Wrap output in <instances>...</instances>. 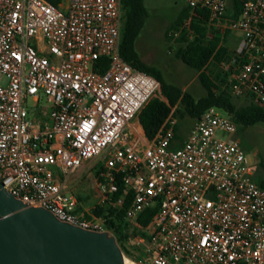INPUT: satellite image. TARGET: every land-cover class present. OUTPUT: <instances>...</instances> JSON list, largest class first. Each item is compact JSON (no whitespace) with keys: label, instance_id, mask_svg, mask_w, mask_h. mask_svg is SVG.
<instances>
[{"label":"built area","instance_id":"obj_1","mask_svg":"<svg viewBox=\"0 0 264 264\" xmlns=\"http://www.w3.org/2000/svg\"><path fill=\"white\" fill-rule=\"evenodd\" d=\"M185 4L187 18L168 37L186 31L192 40L195 12L206 11V27L234 41L231 97L263 107L264 0H245L235 18L231 0ZM121 26L120 0H0L2 188L60 222L113 236L66 191L70 176L100 158L99 204L117 193L118 179L132 196L125 220L144 234L136 264H264V187L237 125L209 108L180 143L172 107L149 140L134 121L150 100H167L156 78L122 59ZM40 93L49 109L31 115L27 100L36 107ZM154 207L150 224L138 226Z\"/></svg>","mask_w":264,"mask_h":264},{"label":"trees","instance_id":"obj_2","mask_svg":"<svg viewBox=\"0 0 264 264\" xmlns=\"http://www.w3.org/2000/svg\"><path fill=\"white\" fill-rule=\"evenodd\" d=\"M46 1L54 6L61 3V0ZM143 1L120 0L122 10L120 55L132 67L156 78L160 83V94L167 100V103H165L159 98H154L139 113L138 123L145 136L149 140L154 138L169 116L172 107H175L174 116L176 118L188 116L193 121L198 119L205 110L214 107L232 118L238 127L237 134L257 124H264V106L260 107L249 102L247 105L236 104L230 93L220 87V83L223 84L225 81L218 76L210 79L204 72L210 62L221 63L227 51L221 43L229 36V34H225L222 37L217 31L209 30L206 27L208 18L206 11L197 10L195 12L190 24V30L194 35L192 40H187V32L183 31L175 41L177 43L175 58L190 69L199 72L198 80L206 92L204 97L195 100L190 94L183 93L181 88L166 83L159 70L143 63L135 50L136 39L147 17V10ZM244 1L231 0L230 17H237ZM187 16L188 8L182 11L180 18L174 25L175 30L184 22ZM179 127L180 125L174 130V140L181 143L183 138L178 134ZM117 185L118 191L111 197V200L94 206L90 214L104 222L107 229L113 234L121 251L125 255L131 256L123 243L130 237V225L125 220V213L130 206L132 196L130 193H125L120 179L117 180ZM259 186L264 187V182ZM121 198H124V201L121 206H117L115 203ZM156 209L157 207L147 209L140 214L136 219L137 225L146 228L150 224ZM136 232H139V230L136 229ZM142 235L144 234L142 233Z\"/></svg>","mask_w":264,"mask_h":264},{"label":"rangeland","instance_id":"obj_3","mask_svg":"<svg viewBox=\"0 0 264 264\" xmlns=\"http://www.w3.org/2000/svg\"><path fill=\"white\" fill-rule=\"evenodd\" d=\"M143 2L147 10V17L135 42V50L139 58L145 65L159 70L166 83L181 88L183 93L190 94L195 100L204 97L206 92L198 80L199 72L190 69L175 58L177 43L168 37V33L175 30L174 25L180 18L182 11L187 8L185 0H144ZM225 40L234 42L232 36L226 37ZM222 47L226 48L227 51L221 63L210 62L204 72L210 79L218 76L224 80L223 84L220 83V87L229 92V80L235 75L233 66L230 64L233 50L226 47L224 43ZM46 101L47 98L40 93L36 107H34L31 99L27 100V110L32 115L41 108L49 109ZM234 101L238 105L248 104L242 99H234ZM219 113L225 115L223 112ZM31 118L32 116L29 117V119ZM177 120L180 123L178 134L184 139L193 120L188 116L177 117ZM235 138L240 141L241 147L254 170V182L260 185L264 182V124L247 128L240 134H236ZM101 164L100 158L85 162L82 169L70 176L66 182L67 193L76 197L80 207L88 212H91V209L100 203L97 170ZM140 232L130 228V237L123 243L131 254V256H127L122 252L123 257L134 262L137 259L139 261V255L145 254L143 246L138 241L140 237H143L142 232Z\"/></svg>","mask_w":264,"mask_h":264},{"label":"water","instance_id":"obj_4","mask_svg":"<svg viewBox=\"0 0 264 264\" xmlns=\"http://www.w3.org/2000/svg\"><path fill=\"white\" fill-rule=\"evenodd\" d=\"M115 238L28 207L0 184V264H123Z\"/></svg>","mask_w":264,"mask_h":264},{"label":"crops","instance_id":"obj_5","mask_svg":"<svg viewBox=\"0 0 264 264\" xmlns=\"http://www.w3.org/2000/svg\"><path fill=\"white\" fill-rule=\"evenodd\" d=\"M224 45L226 46V47H229V48H233V43H232V41H228V40H225L224 41ZM136 120V122H134V124H133V126H135V125H137L138 127H140L141 128V126L139 125V123H138V119H135ZM83 167V166H82ZM82 167L80 168V170L82 169ZM144 255H139L138 257H139V260H140V258H142Z\"/></svg>","mask_w":264,"mask_h":264},{"label":"bare ground","instance_id":"obj_6","mask_svg":"<svg viewBox=\"0 0 264 264\" xmlns=\"http://www.w3.org/2000/svg\"><path fill=\"white\" fill-rule=\"evenodd\" d=\"M123 264H136L134 261L124 258Z\"/></svg>","mask_w":264,"mask_h":264}]
</instances>
